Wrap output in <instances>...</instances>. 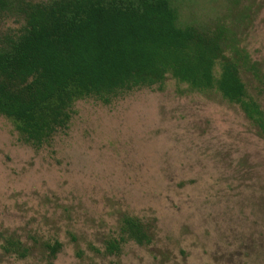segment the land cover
Here are the masks:
<instances>
[{
	"label": "rangeland",
	"instance_id": "1",
	"mask_svg": "<svg viewBox=\"0 0 264 264\" xmlns=\"http://www.w3.org/2000/svg\"><path fill=\"white\" fill-rule=\"evenodd\" d=\"M173 1L182 22L238 24L241 45L264 63V0ZM17 27L0 18V33ZM258 99L264 108V92ZM73 112L41 149L0 115V228L30 244L59 239L54 264H264V139L236 105L169 79L110 105L78 100ZM123 213L152 223L154 242L90 250ZM45 261L38 247L22 260L0 252V264Z\"/></svg>",
	"mask_w": 264,
	"mask_h": 264
},
{
	"label": "trees",
	"instance_id": "2",
	"mask_svg": "<svg viewBox=\"0 0 264 264\" xmlns=\"http://www.w3.org/2000/svg\"><path fill=\"white\" fill-rule=\"evenodd\" d=\"M0 18L19 22L0 33V115L25 145L41 149L68 129L78 100L110 105L136 90L161 91L169 79L219 94L264 139V63L241 45L238 24L182 22L173 0H0ZM31 239L0 228V252L22 260L38 247L54 264L63 243ZM130 242L151 245L153 224L123 213L101 248H89L119 255Z\"/></svg>",
	"mask_w": 264,
	"mask_h": 264
}]
</instances>
